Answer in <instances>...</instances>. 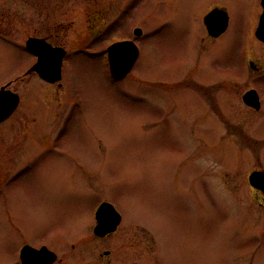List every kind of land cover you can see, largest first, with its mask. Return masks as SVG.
I'll list each match as a JSON object with an SVG mask.
<instances>
[{
	"label": "rangeland",
	"instance_id": "rangeland-1",
	"mask_svg": "<svg viewBox=\"0 0 264 264\" xmlns=\"http://www.w3.org/2000/svg\"><path fill=\"white\" fill-rule=\"evenodd\" d=\"M53 1L67 12L56 17L71 51L62 85L27 73L43 0H0L17 39L0 37V86L20 76L11 86L23 95L0 125V264H21L18 246L37 240L58 253L55 264H264V198L248 179L264 168V101L258 112L242 103L250 84L264 95V74L220 82L245 74L248 49L264 67L259 0H221L230 27L216 39L203 23L214 0ZM135 26L140 58L114 80L104 49ZM181 78L214 84L219 116L199 85L176 86ZM241 128L247 140L231 131ZM102 201L123 216L104 238L92 231Z\"/></svg>",
	"mask_w": 264,
	"mask_h": 264
},
{
	"label": "water",
	"instance_id": "water-1",
	"mask_svg": "<svg viewBox=\"0 0 264 264\" xmlns=\"http://www.w3.org/2000/svg\"><path fill=\"white\" fill-rule=\"evenodd\" d=\"M264 5V0H263ZM228 13L224 9L215 8L205 17V21L213 35H218L225 30L228 24ZM136 34H141L142 30L137 28ZM257 35L264 39V12L260 19L257 29ZM27 47L38 55V62L35 69L51 82L58 81L62 78V63L66 53L64 49H53L44 39L30 37L26 42ZM110 68L112 77L117 80L123 79L133 69L138 57L139 48L133 40H123L111 44L108 47ZM253 96L249 99V96ZM20 101L19 94L5 87L0 88V121L10 116L17 108ZM245 101L258 107L259 99L255 90H250L245 95ZM258 177L253 173L251 181L254 183ZM97 224L95 232L99 236H105L117 229L121 214L112 204L104 201L100 204L96 213ZM57 255L48 247L43 246L41 249L34 248L31 245H25L22 250L23 264H53Z\"/></svg>",
	"mask_w": 264,
	"mask_h": 264
},
{
	"label": "flooded vegetation",
	"instance_id": "flooded-vegetation-1",
	"mask_svg": "<svg viewBox=\"0 0 264 264\" xmlns=\"http://www.w3.org/2000/svg\"><path fill=\"white\" fill-rule=\"evenodd\" d=\"M52 2H54L53 0H43V2L42 3H35L33 6H34V8L33 9H36L37 11H39L40 13H41V15H42V10L41 9H39L38 7H40L41 8V6H43L44 8L46 7V10L47 9H49L48 10V14L47 15H45V13L43 14V16H42V18H41V22L43 23V25L40 27V30L39 29H37V28H35L34 29V31H33V35L32 36H34V37H40V38H43V39H45L48 43H50L52 46H55V47H62V48H66L67 49V53H66V55H65V57L63 58L64 59V62H63V69H64V64H65V60L68 58V57H70L69 55L71 54V51H70V49L68 48V47H66L65 46V41H63L62 39H61V37H62V34H60V31H59V29L61 28V26L63 25L62 24V22L61 23H59L58 21H56V17L57 16H59V17H66L67 16V12H63V13H60V14H58L56 11H54L53 9L54 8H51V7H53V4H56V3H52ZM259 2H260V7H261V10H260V12H259V16H258V21H257V25H256V28H257V26H258V23H259V19H260V15H261V13H262V11H263V6H262V0H259ZM213 3H216V4H213L211 7H210V9H209V11L208 12H210L212 9H214V8H216V7H219V8H221V9H224V10H226L227 8L223 5V2L221 1V0H214L213 1ZM1 6H3V5H1ZM38 6V7H37ZM207 12V13H208ZM103 13H104V11H100L99 10V14H95L94 16L96 17L95 18V23H97V22H99L100 21V15L102 14V17H104L103 16ZM0 15H2V14H0ZM55 16V18L53 19L52 18V16ZM48 16H50L51 18H47ZM204 18H205V16H204ZM229 19H230V17H229ZM228 19V24H227V26H226V28H225V30L223 31V32H221V33H219L218 35H213V34H211L209 31H208V29H207V26L205 25V23H204V20H203V23H204V26H205V28H206V31H207V35H209V37L210 38H217V37H219L221 34H223L224 32H226L227 31V29H229V27H230V20ZM40 20V19H39ZM38 20V21H39ZM51 21H54L55 23L54 24H51ZM94 27H95V24L93 25ZM93 26H91V30H92V27ZM135 27H140V26H135ZM135 27H133L132 28V30H133V32H134V29H135ZM256 28L254 29V36L256 37V39H258V37H257V34H256ZM87 30V29H86ZM97 31L98 30H94V34L95 33H97ZM84 32H85V29H84ZM251 32H249V34H250ZM11 34H14L13 33V31L11 30L10 31V27L7 25H3V23H1L0 22V37L1 38H3V39H5V40H14V41H17V39L12 35V37H10V35ZM143 35L144 34H141V35H138V36H136V35H133V36H131V35H128V36H123V37H119V38H113V41H116V40H122V39H134L135 41H136V43H137V45L138 44H140V39H141V37H143ZM95 36H97V35H95ZM89 37H92V34L89 36ZM259 41H261V42H263L264 43V41L262 40V39H258ZM112 41V42H113ZM139 47H140V45H139ZM141 50V49H140ZM75 51H77V52H83V53H87V54H89V55H92L93 54V52L91 51V49L89 48V49H87V51L86 50H80V49H77V50H75ZM250 51H251V49H248V51H247V57H246V62H247V66H245V74L243 75V74H233L232 75V77L230 78V80H226V79H223V80H221L220 82H225L227 85H228V83H233V86H238L239 87V85H245V84H250V83H248L249 81H251L252 79H256V78H261V76L264 74V67L263 68H261V67H259L260 65H258V63L255 61V60H252L251 58H249L248 56H249V53H250ZM141 54V53H140ZM139 54V55H140ZM34 57H35V59H33L34 61H33V63L30 65V67L28 68V70H27V73H30V75H32L33 77L34 76H36L37 78H39L40 79V81L43 83L44 82V84H55V83H58L59 85H62L60 82L62 81H57V82H53V83H51V82H48L47 80H44V78L41 76V74H40V72L38 71V70H36L35 69V66H36V62H37V56H36V54H34ZM139 58H140V56H139ZM139 58H138V60H139ZM138 60H137V62H136V64L138 63ZM136 64H135V66H136ZM135 68V67H134ZM63 69H62V75H63ZM134 70V69H133ZM253 71V73H252V71ZM20 77V76H19ZM18 77V78H19ZM18 78H16V79H13V80H10V81H6L5 83L3 82V84L4 85H7V87L8 88H11L12 90H13V92H17L18 94H19V96H20V101H19V105H18V107H17V109L11 114V116L10 117H8L6 120H4V121H2V122H0V125H2V124H4L7 120H9L10 118L11 119H13V117H14V115L17 113L16 111H18V109H19V107L21 106V104H22V96L23 95H21V93L18 91V88L15 86V87H12L11 85L12 84H14L15 83V81H17V79ZM182 80H178L177 82H175V85L176 86H178V87H185V86H191V87H193V88H195V89H199L198 87H196V85L198 86H201V87H205L206 85H204V84H202V83H198V84H196L195 83V80H193L192 79V81L190 80V78H188V79H186V78H181ZM229 79V78H228ZM3 84L1 85V86H3ZM163 84H165V83H161L160 82V85H163ZM193 85V86H192ZM214 84H212V85H210V86H213ZM0 86V87H1ZM205 87V88H208V90H202L201 92H199V93H202L206 98H207V101L210 103V105H211V108H212V110L214 111V113H216L218 116H219V112L221 111V109H220V105L217 103V96H215L216 94H215V92L217 93V91H215V90H213L212 89V87ZM250 89H254L256 92H257V94H258V99H259V105H258V107H256L255 105H251L250 103H248L247 101H245V95L247 94V92H249L250 91ZM198 91H200V90H198ZM212 91L214 92V95L213 94H211L212 93ZM252 97L253 96H249V99L251 100L252 99ZM264 99V95L262 94V92L259 90V88H257L256 86H254V85H249L248 86V88L242 93V103H244L247 107H249V108H251V109H253V110H255V112H258V111H260L262 108H263V100ZM70 114L68 115V116H65L63 119V122L60 124V131H59V133H58V136L56 137L57 139H59L60 137H62V135H63V133H64V130L66 129V123H65V121L67 122V119H70ZM23 117H21L20 119H22ZM46 119H49V117H47ZM47 125H48V122L46 123ZM232 132H233V134H237V135H239L243 140H247V138H248V134L244 131V128H241V129H239V130H234L233 131V129L231 130ZM2 145V144H1ZM0 145V151L1 152H4V150L2 149V146ZM42 148H44L45 149V146L43 145L42 146ZM57 149V148H56ZM0 160H2L1 159V156H0ZM1 163V162H0ZM29 164V163H28ZM0 167H1V164H0ZM236 168H237V166H236ZM2 172V168H0V173ZM253 172H256V173H258V180L257 181H255L256 183L255 184H253V183H251V181H250V175L253 173ZM248 179H249V183H250V186L253 188V192H256V194L261 198V197H263L264 198V168L263 169H261V168H257V169H254V170H252L251 172H250V174H249V176H248ZM10 180H13V177H11L10 178ZM9 181V180H8ZM11 182V181H10ZM39 242H41L40 240H37V241H35V243L34 244H31V243H28V242H23L22 243V245H20V246H18V252H17V254H15L16 255V257H14V260H13V263H21V261H20V250H21V247L24 245V244H31V245H33V246H35V247H37V248H40V247H42V246H44V245H47L46 243H39ZM48 246V245H47ZM56 263V262H55ZM54 263V264H55Z\"/></svg>",
	"mask_w": 264,
	"mask_h": 264
},
{
	"label": "trees",
	"instance_id": "trees-1",
	"mask_svg": "<svg viewBox=\"0 0 264 264\" xmlns=\"http://www.w3.org/2000/svg\"><path fill=\"white\" fill-rule=\"evenodd\" d=\"M201 87V86H200ZM199 88V87H198ZM202 88V90H204V88L203 87H201ZM205 90H208V88H206Z\"/></svg>",
	"mask_w": 264,
	"mask_h": 264
}]
</instances>
